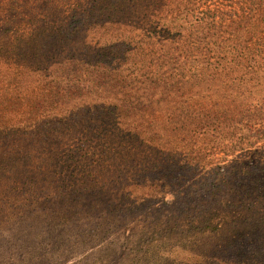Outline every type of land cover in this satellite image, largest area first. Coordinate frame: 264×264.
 <instances>
[{
    "label": "rangeland",
    "instance_id": "obj_1",
    "mask_svg": "<svg viewBox=\"0 0 264 264\" xmlns=\"http://www.w3.org/2000/svg\"><path fill=\"white\" fill-rule=\"evenodd\" d=\"M140 5L0 0V264H223L235 242L264 234V122L190 137L178 157L165 141L118 146L87 128L48 140L82 102L67 93L71 70L117 69L107 45L156 42ZM197 92L146 110L147 135H162L168 109L198 107Z\"/></svg>",
    "mask_w": 264,
    "mask_h": 264
},
{
    "label": "trees",
    "instance_id": "obj_2",
    "mask_svg": "<svg viewBox=\"0 0 264 264\" xmlns=\"http://www.w3.org/2000/svg\"><path fill=\"white\" fill-rule=\"evenodd\" d=\"M139 3L142 20L160 27L153 31L156 42L145 43L149 49L142 42L107 45L110 64L123 58L117 69L109 70L101 62L92 71L81 68L72 74L71 70L67 93L80 95L82 102L59 113L48 140L59 143L61 129L64 137H70L87 128L118 146L124 139L139 141L136 148L165 141L164 146L171 145L178 157L197 145L188 143L190 137L234 136L244 123L252 133V126L264 122V0ZM184 89L198 90L193 94L201 100L198 107L193 110L182 103L168 109L162 135L148 136L151 127L144 124L145 111ZM89 99L93 103L87 104ZM261 193L264 196V187ZM237 195L234 186L225 187L227 199ZM235 246L238 249L231 250L223 264H264V234L246 243L235 242Z\"/></svg>",
    "mask_w": 264,
    "mask_h": 264
}]
</instances>
